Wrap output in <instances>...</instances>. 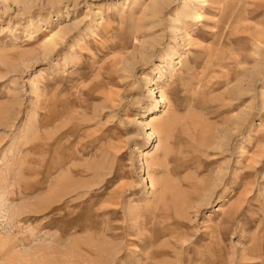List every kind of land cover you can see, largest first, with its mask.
Returning <instances> with one entry per match:
<instances>
[{
    "label": "rangeland",
    "instance_id": "374dc122",
    "mask_svg": "<svg viewBox=\"0 0 264 264\" xmlns=\"http://www.w3.org/2000/svg\"><path fill=\"white\" fill-rule=\"evenodd\" d=\"M0 264H264V0H0Z\"/></svg>",
    "mask_w": 264,
    "mask_h": 264
},
{
    "label": "bare ground",
    "instance_id": "6f19581e",
    "mask_svg": "<svg viewBox=\"0 0 264 264\" xmlns=\"http://www.w3.org/2000/svg\"><path fill=\"white\" fill-rule=\"evenodd\" d=\"M201 2H203V1H205V0H200ZM59 34L60 33H58V32H55L54 34H52L51 36H50V38L47 40V42L46 43H51L52 41H54L53 39L55 38V36H56V38H57V36H59ZM61 39V38H60ZM162 99V94H160V100ZM160 100H155V106H157V104L159 103V101ZM158 117V114H154V115H152L151 116V121H154L156 118ZM170 126V125H169ZM169 126H167V124H161V125H158L156 128L158 129V131L157 132H159V133H161L165 138H166V136L170 133V130H169ZM154 127V126H153ZM152 129V128H151ZM155 132V131H154ZM152 134H153V132H150L148 135L149 136H152ZM162 137V136H161ZM157 145H155L154 146V150H157ZM163 185V184H162ZM209 185V184H208ZM164 186H165V183H164ZM163 187V186H162ZM175 203V202H174Z\"/></svg>",
    "mask_w": 264,
    "mask_h": 264
}]
</instances>
